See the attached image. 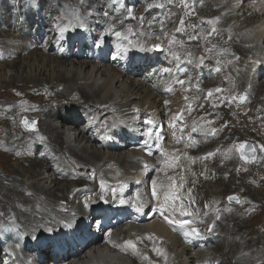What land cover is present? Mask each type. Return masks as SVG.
I'll return each instance as SVG.
<instances>
[{
	"label": "bare ground",
	"instance_id": "obj_1",
	"mask_svg": "<svg viewBox=\"0 0 264 264\" xmlns=\"http://www.w3.org/2000/svg\"><path fill=\"white\" fill-rule=\"evenodd\" d=\"M90 1L85 0L84 7H92L99 0H90ZM103 1L109 2L110 0H103ZM246 1H250V0H244V3ZM45 3L46 1L41 0L42 5H44ZM101 5L105 9H110L113 6V4H109V3L107 5L104 4ZM116 5H118V3H116L115 6ZM78 8H80V5L78 6ZM221 9L222 6L220 4H216L214 1H210L206 7L199 5L196 8V10L201 14L202 17L203 16L208 17L214 14H218L219 16ZM56 12H59V10H57V8L55 7L54 13ZM97 16L100 17L101 14L97 13ZM117 18H119V14L110 15L109 17H107L106 21L109 24V26L114 28L113 25H111V23ZM205 22L206 21L204 20H199V25L203 26ZM225 22L228 23L229 18H225ZM253 24L254 22L252 23V25ZM78 25L79 24L73 25L72 23H68L67 25H65L64 22L57 24V17L55 16L52 15L42 16L41 14H33L31 9L27 10L24 7V2L16 3L11 8L2 11V13L0 14V28L2 29L1 31L6 32V35L0 34V40H3L0 43V52L2 51L7 52V55L2 57L0 56V64L4 62L5 63L8 62L10 67L13 66V69H16L17 71V73L14 74L12 73V75H10L8 72L2 74L0 76V83L8 80H13V81L23 80V82L35 81L38 82L39 85L46 86L47 89H49L52 92V95H56L57 97H61L62 95L73 96V94H78L80 95V97H83L82 102L76 103L77 105L76 107L64 110V107L62 106V108H60L58 112L64 110L65 113L54 114L55 119L59 117L61 124L63 126H66L67 128L66 132L64 133L61 132L58 129V127H56L57 124H55L54 120L53 122L48 121L45 124L43 123V120L42 121L39 120V122L42 123L39 129H42V127L46 125L45 135L47 137L51 138L50 136L55 135L56 137L55 142L57 144L62 145L64 143L67 146V154L65 153L64 148H62L61 151L57 150L56 153L57 159L52 163L45 164L44 166L48 169L49 168L52 169L56 180L58 179L59 176H64L71 179L74 182L73 185H66V186H63V184L61 183L64 181H61L59 183L61 187L63 186L61 189L63 193L61 199L64 203H69V204L74 203L77 198L80 200H78L71 207L59 206L53 204L52 200L50 202L49 200L46 199L47 196L46 194L48 193L45 190L42 191L41 189L42 187L41 188L39 187L40 186L39 181L33 180L31 187L34 190H37L36 193L38 194L37 198L41 199L44 203H41L42 207H40V209H39V203L38 204L36 203L35 205H33V207L30 208V211L27 212L30 215H32L31 218H33L34 220L32 223H34L35 226H37L40 223L41 227L35 228V230H37L35 231L34 229L33 230L29 229V226L25 227V225L22 222L18 221L15 218L11 220L10 219L4 220L3 223L0 224V232L4 230L3 232L5 236H7L8 233L7 231L11 230L10 227H12V223L15 222L16 224H19L22 236L26 235L29 237L32 235L31 240L35 241V236L39 237V235L41 234L39 231H41L44 223H47L49 227L53 226L54 223H56V220L54 219V214L60 215V219H58L59 225L61 219L64 218L62 215L68 212L70 208H74L77 211L75 214H78L79 210L86 207V201L88 204L90 203L89 201L90 199H95L91 197V195L87 196L86 194L87 191H91L97 188L96 183L93 185L88 184L90 183V177L100 181L98 183V186L101 188V192L103 194V187L101 186V181H103L104 185L109 186L112 185L114 181L119 180L120 175L118 173L116 174L115 171L110 168L109 169L101 168L104 162L106 161L107 157L104 153H101L99 151L98 146H102V145L99 144L97 140L94 139V137L90 136V131L94 127L96 128L99 127L103 121H105V126L112 124L116 116L119 119L125 121L126 123L130 122L132 118L137 117L142 111L137 107V104L135 102L150 103L152 107L156 106V102L152 94L149 92L144 94L147 88L143 89L142 84L137 79L134 80L136 74L133 73L131 70L124 71L126 80L124 82L121 81L120 79L121 75L118 74L116 70L113 68V67L115 68L118 67V58L116 56H113L112 58L110 56H107V58L102 59L95 55L94 58L96 59V64H94L89 62L87 59H84L82 54L73 52L70 49V46L64 44V40L57 45L54 44L56 40L65 36L64 32L61 31V29L63 28L65 29V26H67V29H69L70 27H74ZM153 40L155 39H149V42ZM12 48H16L17 51L15 53L12 52L11 51ZM157 55L158 52H152L149 55H147L146 59L153 60V58L156 57ZM25 61L27 63H25ZM20 63L24 64V66H22V64L18 66ZM23 67H27L28 71L26 69H23ZM261 72L262 74L260 75V79H263L264 71ZM263 87L264 85L259 84L258 88L256 89L260 91L261 99L258 103H256L253 106L254 113H260L263 114V116L256 119H251L250 122H247V119L245 117H241L237 114H234L232 115V117L235 119L234 121H237L236 119L238 117H241V122L228 123L229 130L232 131L234 130V128L240 127L242 133L250 134L252 136L258 130V134H255L254 137L258 145L262 149V155L258 165H253L251 168L255 167L256 169H259V171L260 170L264 171V136L260 132L262 127H264V92L262 93ZM176 88L178 89V91L181 90L180 86H177ZM47 89L44 88V90ZM121 95H123V99L119 103H116L115 99H118ZM133 95H136L137 96L136 98L139 99L129 100L128 98H130ZM180 103H181V98L178 97L177 100L171 104L170 106L171 110L175 111V108H178ZM0 108L2 110H7V109L12 110L11 111L13 113L12 116L13 115L15 116V114H18V112L21 111V108H19V106L16 104L13 105V104L5 103L3 105H0ZM30 108L34 115L39 113L38 114L39 117H43L44 119H47L46 116H48V112L43 111L42 108L39 109L41 110V113L39 111L34 110V106L33 108L32 106ZM243 108L245 109L246 107L243 106ZM49 110H56V109L49 108ZM221 111H224L225 113L229 111V109H222L220 110V112ZM67 116H72L74 118L72 119L71 117H67ZM90 116H94L95 119L93 120V117ZM7 117H9V115ZM1 118L2 115H0V119ZM223 119H224L223 116H218L214 120V122L219 123L223 121ZM137 121L138 120L135 119L133 124L136 125ZM81 126L84 127L83 129H85L86 127L90 129L89 132L85 130L87 132V135L85 137H81L82 134V129H80ZM122 129L126 130V127L122 126ZM73 131H75L76 133L79 132V134L74 136ZM127 135L128 137H130L131 133L127 132ZM89 140L95 143V145L97 146L96 149H94L93 144H90L91 147L89 146ZM7 144L8 142H6V144L4 145L7 146ZM31 144H34L35 146L32 145L25 147L21 146L20 149L21 148L22 149L20 153L25 154L26 152H28L30 154V157L26 156L25 158L26 160L30 159L32 161V166L29 169H25V172L26 174L30 175L29 178L35 179L36 177L40 176L39 174L40 171L38 170V168L41 165L40 164L41 160L44 159L43 157L44 151L40 149V145L36 147L35 143L32 142ZM227 146L234 147V151H236L235 149L237 146H234V142L232 145H227ZM126 148L127 147L125 146L122 147L123 150H125ZM108 158L117 159L118 161H123L125 158V152L124 153L122 152L117 156H115L114 154H110ZM243 160L244 158H241L240 161L242 162ZM237 162L238 161H229L228 163H225L224 167L218 168L217 173L215 174L208 173L207 177L203 181V187L208 188L211 185H217V184L220 185L221 183L227 184L226 182H229V179H231L230 181H232V183L235 184V187L239 189V192L244 194L242 206L241 207L239 206L238 208L236 207L237 211L234 212L232 216L228 219L227 224L225 226V230L230 237L233 235L234 231H236L239 234H241L240 231H242L245 237L243 242H245L247 240L246 238L247 233H245L244 231L245 226L243 224L248 222L246 220L249 217V214L244 215L243 213L249 212L250 207L252 205V202L250 201L252 199H257L259 201V198H262L261 197L262 194L258 193L251 198L249 197V190H250L249 185L252 184V181L246 183L247 186L241 187V182H244V180L246 179L245 175H247L248 177L250 173H248V171L241 173L238 180L235 173H233V170L235 169ZM233 164L234 167L233 169H231L232 171L231 176L228 178L223 177V175L221 174L222 171L227 166ZM259 177H261L260 182L261 183L264 182V172H259ZM251 179L254 180L253 184H256L255 181L256 177L253 174L249 176V180ZM41 183L42 182H40V184ZM22 185L24 187L26 186L25 183H23ZM2 186L3 183L0 180V187ZM6 187H9L11 192L9 191L7 194L8 201L5 204V206L8 205L7 206L9 208L8 210H11V211H7V213L13 214L15 210L13 206H15V202L11 199V195L17 198V203H16L17 205L19 203H22L24 200H26L27 195L29 194L24 193L20 187H16L15 185L12 186L9 185ZM80 188H82V190ZM57 195L58 194L54 196L57 197ZM223 195L224 194L222 193L215 194L214 195L216 198L215 201L218 202L224 199ZM98 199H96V201ZM160 203L163 204V202ZM237 212L239 213L238 216H236ZM82 214L83 213H80V215ZM107 228L108 227H106L104 231H106ZM145 228H147L152 234L155 233V223L153 221L147 222ZM109 231L111 232L109 233L108 240L105 242V244L111 246L114 250H117L119 249V247L113 245L111 241L112 240L118 241L120 234L123 232L126 235V231H122L121 227H116ZM249 236L252 237L251 239H249V242H251L252 244L248 243L247 245H245L243 250L238 249L233 254H231L232 255L231 258L233 261H230L227 264H244L245 262L250 264H264V262H261L264 260V258H261L256 262H254V257L252 255V252L249 251V249L252 251L253 248H255L257 245H254L256 243L253 242L252 232L249 234ZM180 239L182 241H185L187 244L183 245V243L178 241L177 243L180 248V251H177L176 253L169 252V256L171 260L178 259L180 258L182 253H185L189 255V259L193 264H207L206 258H200V255L194 251L195 246L193 244L189 243L184 236L180 237ZM209 241H210L209 236H205L201 242L207 244ZM99 243H101L100 240H98L95 245ZM220 243H222V240H219L216 246H218ZM234 244H235L234 242L227 241L225 246L227 248L231 247L232 249ZM166 251L168 252L169 250ZM83 253L77 254V257L81 258ZM153 257L154 256L151 255L148 258L150 260ZM239 260H242L244 262H239Z\"/></svg>",
	"mask_w": 264,
	"mask_h": 264
},
{
	"label": "rangeland",
	"instance_id": "obj_2",
	"mask_svg": "<svg viewBox=\"0 0 264 264\" xmlns=\"http://www.w3.org/2000/svg\"><path fill=\"white\" fill-rule=\"evenodd\" d=\"M44 1H46V3L44 5H42L41 0H0V11L1 10L2 11L7 10V9L11 8L13 5H15L16 3L24 2V7L27 10L31 9L33 14H41L43 16H51L52 15V16L57 17V24L62 23V19H68V22H71L72 24H78L82 20L88 21L89 19H92L94 17L95 10L96 9L100 10L101 4L107 5L109 3V4L115 5L116 3H118L120 8H123V6L126 5L128 0H110L109 2H104L103 0H99L92 7H84L85 6V0H44ZM70 1H72V2H70ZM146 1L147 0H140V2H142V3H145ZM148 1H149V3L153 4L156 7H158L159 4H162V3H164V4L169 3L173 7L172 13L174 15V18L172 20V23H173L174 29L177 28L178 26H187V25L196 26L197 25L196 20L190 19L191 14H188V9L191 8L193 6V2L194 1L197 2V0H192L189 3L187 2V0H148ZM204 3H205V1L201 2L200 5L206 6ZM79 5H80V8H78ZM55 7L57 8V10H59V12L54 13ZM96 7H98V8H96ZM76 15H80L81 17L76 16ZM181 20H183V24H181ZM1 30L2 29L0 28V34L6 35V32L1 31ZM63 32L65 35V31H63ZM66 32H67V29H66ZM1 41H3V40H0V43H1ZM78 50H80V47L74 46V51H78ZM26 61H27V59H26ZM26 61H25V63H27ZM21 64L22 63H20L18 66H20ZM22 66H24V64H22ZM0 69H1L0 70V76L4 73H7V72L10 75H12V73L13 74L17 73L16 69H13V66L10 67L8 62L7 63L4 62V63L0 64ZM8 69H9V71H8ZM23 69H26L28 71L27 67H23ZM3 80H4V78H3ZM0 86H1L0 87V97H1L0 98V103H1L0 105H3L5 103H9V104H13V105L16 104L19 106V108H21V111H19L18 114H15V116L14 115L12 116V114H13L11 112L12 110H8V109L2 110L0 108V115H2V118L0 119V180L3 183V186L0 187V194H1L0 195V224L4 220H9V219L11 220V219L15 218L18 221L22 222L25 225V227L29 226V229L35 230V228L41 227V224L39 223L37 226H35L34 223H32L34 221L33 218H31L32 215H30L27 211H30L29 207L31 205H35L36 203L37 204L39 203V209H40V207H42L41 203H44V202L41 199L37 198V196H38V194H36L37 190H34L31 187L33 180L39 181V185H40L39 187L40 188L42 187L41 188L42 191H44V190L47 191L48 194H46L47 195L46 199L49 200L50 202L52 200L53 204H56L59 206H63L66 204L61 199V197L63 195V193L61 191L62 187L66 186V185H73L74 184V182L71 179L64 177V176H59L58 179L56 180V178L53 175L52 169H50V168L48 169L44 166L45 164H49V162L53 161V159L56 156L57 150L61 151L62 148H64L65 153L67 154V146L64 143L62 145L57 144L55 142V140H56L55 135L50 136L51 138L53 137L52 139L47 137L45 135L46 134V125H44L42 127V129H39V127L42 124L41 122H39V120H41V121L43 120L44 124L48 121L53 122V120H54L55 124H57L56 127H58V129L61 132H63V125L58 124V122H59L58 117L56 118L57 119L56 120L54 114L65 113L64 112L65 109H71V108L76 107L77 106L76 103L82 102L83 97H80V95H78V94H73V96L70 95L71 97L67 96V95H62L61 97H57L56 95H52V92L49 89H47L46 86L39 85V83L35 82V81L23 82V80L22 81L8 80V81L1 82ZM44 88H46L47 90H44ZM259 98H260V96L254 97V104L259 101ZM54 99H56V100H54ZM14 101H15V103H14ZM90 103H91V101H90ZM31 106H32V108L34 106V110L39 111L40 113H41V110H39V109H41V108L43 111L48 112V116H46L47 119H44L43 117H39L38 116L39 113L34 115L32 113L31 108H30ZM62 106L64 107V110L58 112V110L60 108H62ZM49 108L50 109L55 108L56 110H49ZM8 115H9V117H7ZM25 115H27L31 120H36L38 122L37 129H35L34 131H28L27 129L24 128V126L21 123V119ZM226 115L228 117H230L231 119H233L231 117L232 116L231 112H228ZM262 129L260 130V132L264 136V127H262ZM85 130L87 132L90 131V129H88L87 127L85 129H82L81 137H85L87 135V132ZM231 133L232 134H229V135L226 134L222 137V141L224 143H227L229 140H232V138H235V139L238 138L237 140L246 139L245 141L253 142L252 138L254 137L255 134H258V130L254 133L253 137L248 136V135H238L234 131H231ZM73 134H74V136L78 135L75 131H73ZM6 142H8L7 146L4 145V144H6ZM32 142L36 144V147H38L40 145V149H42L44 151V156H43L44 159L41 160V162H40L41 165L38 168V170L40 171L39 177H41V178L36 177L35 179L29 178L30 175L26 174V172H25V169H29L32 166V161L30 159L26 160V158H25L26 156L30 157V154L28 152H26L25 154L20 153L21 149H22V148L20 149L21 146H24V147L25 146H31V145L35 146L34 144H31ZM10 143H12V144H10ZM89 146L91 147L90 143H89ZM245 151H246L245 152L246 155H249V152H247V150H245ZM19 153H20V155H19ZM219 165H222V163H219ZM259 172H264V171L263 170L259 171V169H256L255 167L248 170V173H250L249 176H251V174H253L256 177V180H255L256 184H253L254 180H252V179L249 180V176L247 177V175H245L246 179L244 180V182H241V187H245V186H247L246 183H248L249 181H252V184L249 185L250 190L248 189L249 190V197L251 198V197H253L259 193V194H262L261 195L262 198L258 197L260 202L257 199H252L250 201V202H252V205L250 207V211L244 212V215L249 214V217L246 220L248 222L243 224L245 226L244 231H245V233H247L246 234L247 240L245 242H243L245 237H244L242 231H240L241 234L234 231L233 235L231 236V239L234 241L235 244L233 245L232 249L230 250L231 254H233L238 249L243 250L245 245H247L248 243H251V242H249V239H251L252 237L249 236V234L252 232L253 242L256 243L254 245H257V246L255 248H253L252 251L249 249V251L252 252V255L254 257V262H256L257 260H259L261 258H264V182H262V183L260 182L261 177H259ZM5 174H6V176H3ZM1 176L5 177V178H1ZM230 180L231 179H229V182H226L227 184L221 183L220 185H218V184L217 185H211L208 188H205V187L201 188L200 187L198 189L200 203H202L204 205V204H206V202L207 203L213 202L212 199L215 198L214 195L217 193L224 194L223 195L224 198L229 197V196H233V195H238L239 199L243 201L244 194L240 193L239 189H237L235 187V184H233L232 181H230ZM61 181H64V182H61ZM40 182H42V183L40 184ZM60 182L63 184L62 187L59 185ZM69 182L70 183L72 182V183L70 184ZM23 183H25V185H26L25 187L22 185ZM9 185H11V186L15 185L16 187H20L24 193L29 194V195H27L26 200H24L22 203H19L17 205H16L17 198L15 196L11 195V199L15 202V206H13V208H15V210H14L13 214L12 213L8 214L7 211H11V210H8L9 209L7 207L8 205L5 206V204L8 201L7 200V194L9 191L11 192L9 187H6ZM252 185H254V186H252ZM258 186H259V188H258ZM43 187H46V188H43ZM23 188H25V189H23ZM56 194H58L57 197H55ZM54 197H55V199H54ZM67 200H68V197H67ZM10 208H12V207H10ZM2 210H3V213H2ZM238 214L239 213H237L236 216H238ZM7 216L10 218H8ZM35 231H37V230H35ZM219 249L222 250L221 252H227L228 251L227 248L221 249V246H219ZM226 261L230 262L229 259H227Z\"/></svg>",
	"mask_w": 264,
	"mask_h": 264
},
{
	"label": "snow or ice",
	"instance_id": "obj_3",
	"mask_svg": "<svg viewBox=\"0 0 264 264\" xmlns=\"http://www.w3.org/2000/svg\"><path fill=\"white\" fill-rule=\"evenodd\" d=\"M164 5H159V7H163ZM181 24H183V20H181ZM79 27H84V24L83 23H79ZM61 31H65V29H61ZM116 35H121V33L117 32ZM171 43V42H170ZM154 48H160L161 46L160 45H153ZM172 55L179 59V56L178 54L176 53H172ZM179 83H183V81H179ZM216 91H220V89H216ZM208 95L211 96L212 95V91L210 90L208 92ZM241 99H243V97H241ZM169 103V101H165V105H167ZM25 125L27 126L28 122L27 120L24 121ZM35 122H33V125H34ZM148 124H152V120H148L147 121ZM151 132V129H149V134ZM239 149L243 150L244 149V145L243 144H240L237 146ZM209 155H211V153H209ZM244 152L241 151V156L242 158L244 157ZM101 186L103 187V181H101ZM170 187L172 188V192L169 193L168 195H166L165 197V201L163 204L159 205L157 210L163 214L164 211H165V205H168V210L170 211H173V212H180L181 215H184V214H187V209L184 208V205L183 203H181L179 205V207L176 206L177 204V201L180 200V197L178 195H176V187H175V184L173 183L172 185H170ZM152 195L153 197H156L157 195V191H156V182L153 181V185H152ZM101 199H103V197H101ZM238 198L236 196H229L228 197V200L229 201H232V200H237ZM121 204L125 203L124 200H121L120 201ZM86 206H87V201H86ZM143 207L142 206H136V211L137 212H143ZM165 220H167L169 223H172V224H176V225H179L180 227H185L187 225H189L191 223V221H188V220H178V219H175V220H169V218L167 216L164 217ZM66 226H69V225H66ZM191 234L193 235H197L199 234L198 232V229L196 228H192L191 229ZM126 244H128L129 246L135 248V244L132 242V241H126Z\"/></svg>",
	"mask_w": 264,
	"mask_h": 264
},
{
	"label": "water",
	"instance_id": "obj_4",
	"mask_svg": "<svg viewBox=\"0 0 264 264\" xmlns=\"http://www.w3.org/2000/svg\"><path fill=\"white\" fill-rule=\"evenodd\" d=\"M25 120H26V119H25ZM25 120H24V121H25ZM27 122H28L27 126L30 127V122H29V120H28Z\"/></svg>",
	"mask_w": 264,
	"mask_h": 264
}]
</instances>
